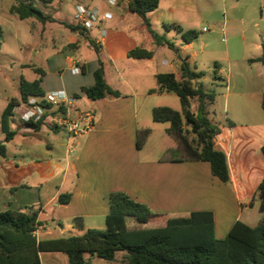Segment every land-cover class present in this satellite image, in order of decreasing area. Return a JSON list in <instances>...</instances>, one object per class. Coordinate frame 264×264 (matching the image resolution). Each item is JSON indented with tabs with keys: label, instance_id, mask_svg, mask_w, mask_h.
I'll use <instances>...</instances> for the list:
<instances>
[{
	"label": "crops",
	"instance_id": "obj_1",
	"mask_svg": "<svg viewBox=\"0 0 264 264\" xmlns=\"http://www.w3.org/2000/svg\"><path fill=\"white\" fill-rule=\"evenodd\" d=\"M190 1L195 0H165L168 6L163 8L162 0H160L159 7L148 13L151 29L173 42L179 49V55L171 48L168 54L163 52V49L168 46L156 44L142 18L129 10V0H118L115 4L112 3L116 17L112 20L100 21L95 34L91 29H88L86 34L70 29L73 33L69 36L68 43L63 44L61 51L53 56V59L55 57L57 60L55 59L49 67L40 68L43 71L41 85L45 94L63 90L66 94L75 96L76 105L93 111L94 127L90 132L70 135L52 126L47 118L41 123L39 130H34L21 121L20 109L16 110L11 123V129L15 130L16 134L11 141H14L18 134L23 135V140L20 147L13 151L10 145L6 144V155H0V211L13 210L26 213L37 211L38 219L42 222L35 231V235L38 232L39 240L51 238L43 236L53 234L51 225L59 227L61 233L70 231V228H78L74 222L77 217H82L84 230L106 229L107 215L110 212L109 195L120 190L136 201L146 204L158 214L147 223H139L128 217L126 221L129 229L163 227L167 225L169 218L187 217L194 211H211L214 215L215 236L224 238L233 223L244 216V206L259 211V191L251 185L253 168L248 166L249 155L246 153V146L238 151L239 146L236 143L239 139L243 143L247 142L251 134L235 122L248 119L247 114L256 105H260L263 109L264 62L260 59L264 57V39L261 43L254 42L255 47L262 49L261 53L245 55L242 59L245 64L237 71L230 66V60L226 73L219 64L215 63L214 84L220 81L225 83L227 88L226 93H221L224 97L223 109L227 123L219 125L221 132L215 136L214 142L216 147L223 150L227 156L230 181L222 186V191L226 199L235 206L236 211L230 224L226 228L221 227V235L218 234L216 190L210 195L214 200L212 205L195 207L186 199L194 181L199 185H205L201 178H209L216 187V176L212 174L210 163L207 161L188 159L174 161L171 156L163 155L135 166L143 171L140 177L133 180L132 187L122 188L119 185L124 172L121 152L125 139L124 135H114L115 130L131 127L133 118L150 97L173 93L160 88L157 74L175 73L179 77L180 55L194 70H199L196 65L194 67L192 65L196 54L189 51L198 36L190 42H185L177 29L169 27L171 24H176L186 31L195 30L197 26L195 20L186 21L174 15L177 9L182 12L193 9L194 2ZM159 22L166 33L163 31L160 33L154 28L155 23ZM78 23L80 24L78 19L74 23L71 22V24ZM255 25L259 27L258 22ZM103 30H106L105 36H102ZM174 31L177 34H173ZM222 31L225 33L224 28ZM89 38L101 47L100 54L98 56L97 53L94 58L85 60L77 55V47L86 45L93 48ZM135 48L151 50L153 55L150 58L129 57L128 53ZM99 57L104 63L107 83L119 90L122 95L119 97L108 95L88 104L81 98L87 97L82 88L94 84V72L99 67ZM76 58L83 61V71L80 74H73L71 71L72 61ZM58 68H61L60 71ZM79 98L82 103H79ZM216 99L217 96L213 101H206L207 116L215 124ZM196 100L193 99V101ZM196 105L198 106V102ZM190 109L195 112L191 106ZM98 111L101 112V116L96 121ZM114 121L117 122V126L109 125ZM141 127L140 122H137L129 129L130 141L133 138L138 140ZM39 137H47V140L38 143ZM260 139L262 141L256 151L257 160L260 161L257 167L262 170L258 187L264 178V156L261 152V147L264 145V133ZM11 141L7 143L10 144ZM105 146L115 148L111 156L112 160L100 159ZM190 172L194 177H189ZM201 174L204 177H201ZM43 187L45 193L43 190L41 196L40 190ZM64 193L71 195L68 203L59 202L60 195ZM201 194L204 195V193ZM48 208L52 212V224L43 219L42 214ZM248 216L250 218V215ZM260 220L258 219L256 223L254 221L245 223L256 226ZM94 257L88 254L87 264H92ZM63 258L66 261L64 264H68L67 255ZM124 258L126 259V252L118 251L115 259L110 262L125 264L122 261Z\"/></svg>",
	"mask_w": 264,
	"mask_h": 264
},
{
	"label": "trees",
	"instance_id": "obj_2",
	"mask_svg": "<svg viewBox=\"0 0 264 264\" xmlns=\"http://www.w3.org/2000/svg\"><path fill=\"white\" fill-rule=\"evenodd\" d=\"M52 3L54 0H39ZM160 0H129L128 8L138 14L157 45H167L179 55V49L173 42L155 33L150 27L148 13L159 7ZM20 19L34 17L41 22L56 21L45 14L40 8L24 0H17L11 8ZM72 31L86 34L88 28L79 24L61 22ZM169 27L177 29L185 42H190L198 36L195 30H184L180 25L171 24ZM2 30L0 28V39ZM90 45L98 56L100 47L89 38ZM153 51L144 48L132 49L128 56L131 58H150ZM180 74L159 73L157 81L161 89L177 94L182 103L183 111L171 107H156L153 118L156 121H168V132L180 139L185 156H178L179 148L170 149L171 159L201 160L210 163L214 176L222 182L230 181V172L226 153L217 148L215 136L221 132L219 124L213 123L207 116L206 101H213L214 91H207L203 84L194 82L204 76L203 71L194 70L189 62L180 55ZM264 62V57L261 58ZM42 74L43 71L38 68ZM93 85L83 87L86 96L92 100L101 99L108 95L121 96L119 90L110 86L105 79L104 63L99 57V67L94 72ZM42 77L29 81L21 78V101H9L1 115L4 141H0V155H6V143L16 134L11 129V118L15 115V108L32 95H44ZM197 99V110L190 109L191 100ZM264 109V99L262 102ZM42 121H30L26 125L39 130ZM148 130H142L138 135L137 145L141 147L143 138ZM188 134H193L192 139ZM264 156V145L261 147ZM260 198L259 211L262 218L258 225L251 226L241 220L233 223L224 238H217L214 229V215L211 211H194L187 217L169 218L163 227L129 229L127 218L131 217L139 223H147L156 218L146 204L133 199L122 191L110 193V212L107 215V228H89L81 235L39 240L35 235L37 227L42 223L38 219V212L0 211V264H42L41 252H62L68 257V264H87L86 254L97 256L107 261L115 259L116 252L125 251L127 264H264V178L258 187ZM69 193L61 194L60 203H68ZM75 225L84 228L82 217L74 220Z\"/></svg>",
	"mask_w": 264,
	"mask_h": 264
},
{
	"label": "rangeland",
	"instance_id": "obj_3",
	"mask_svg": "<svg viewBox=\"0 0 264 264\" xmlns=\"http://www.w3.org/2000/svg\"><path fill=\"white\" fill-rule=\"evenodd\" d=\"M24 1L32 3L45 14L53 16L56 21L41 22L34 17L20 19L18 14L13 13L11 10L17 0H0V28L2 30V38L0 39V141L5 139L1 115L9 101L12 99L21 101V78L24 77L29 81L40 79L43 76L38 71V68L49 67L53 61L55 62V59L57 60L55 57L53 59V56L58 51H61L63 44L68 43L69 36L73 33L61 22L74 23L77 20L76 5L80 4L91 9H98L100 21L105 19L112 20L113 17H116L115 9L110 0H54L52 3H44L39 0ZM190 2H194L192 3L194 5L193 9L184 10V12L177 9L174 15L176 18H182L186 21L195 20L197 22L195 30L198 33V38L194 41L192 48L189 49L191 53L196 54L192 65L193 67L196 65L199 69L198 71L204 72L201 81L198 80L203 84L204 88L207 91H216V123L225 125L227 122L223 109L224 97L221 93H226L227 88L225 83L220 81L214 84L215 63L219 64L226 73L231 61L230 66L237 71L245 64V61L242 60L245 55L261 53L262 49H258L254 45L257 42H263L262 39H264V0H195ZM161 3L163 8L168 6V2H165V0H162ZM169 17L171 16L169 15ZM257 22L259 27L255 25ZM97 25L89 28L94 31V34L95 32L97 33ZM154 28L160 33L162 31L165 32L160 22L155 23ZM223 28L225 33L222 31ZM175 33L174 31L173 34ZM169 51V47L163 49L165 54H168ZM96 54L97 52L94 48L86 45L77 47V55L82 56L85 60L94 58ZM59 69L61 68H58V71H60ZM57 78L59 79V77ZM81 98L88 104L94 102V100L85 96ZM81 98H79V103H82ZM197 102V100H191V108L195 111L197 110ZM23 105L25 104L22 103L19 106L23 107ZM163 106L171 107L180 112L183 110L181 99L175 93L150 97L139 110L137 116L133 118L131 127H126L124 130H115L114 135H124L125 139L121 152L124 172L119 183L122 188L132 187L134 185L133 180L141 176L143 170H138L140 168L135 167L137 164H144V161L148 162L150 159L162 157L163 155L171 156L169 148H175L176 146L180 150L176 155L185 156L180 139L175 134L168 132L170 123L168 121H156L153 118V109ZM21 108H19L20 111ZM96 114L97 121L101 116V112L98 111ZM247 116L249 117L248 119L236 121L235 123L246 128L251 137L247 142L243 143L239 139L236 143L239 146L238 151H241L246 146V153L249 155L248 166L253 168L250 181L251 185L257 190L262 170L257 167L260 161L257 160L256 151L262 141L260 136L264 133V111L260 105H256ZM13 118H11L10 123H13ZM137 122H140L142 126L139 134L142 130H148V133L143 138L141 147H138L136 139L133 138L130 141L128 135L129 129L135 126ZM105 125L108 124L105 123ZM109 125L117 126L118 124L114 121L110 122ZM193 137V134H188L189 139ZM38 139V143L45 142L47 137H39ZM22 140L23 135L18 134L14 141L6 144L10 145L13 151L20 147ZM114 151V147L105 146L100 159L103 161L112 160L111 156ZM190 173L189 177H194L192 172ZM200 176L204 177L203 174ZM201 179L204 180L205 185L204 183V186L199 185L194 181L186 199L190 205L195 207L212 205L214 200L210 195L216 190L215 203L219 225L218 234L221 235V227L226 228L235 215V206L226 199L222 191V186L226 183L216 177L215 187L209 178ZM196 180L198 181V179ZM43 190L45 193L44 187L40 190L41 196L43 195ZM201 193H204V195ZM208 195L209 198H207ZM51 214V210L49 208L46 209L42 214L43 219L51 223V217H53ZM243 215L241 221L249 223L250 221L256 223L258 219L262 218L260 211L251 209L248 206H244ZM248 215H250V218ZM51 226L53 234L51 236L44 234V237L57 238L72 234L81 235L86 231L84 228L76 227L61 233L59 227ZM37 234L38 232H36V236ZM218 238H221V236H218ZM63 256L66 257V254L59 252L41 253L43 264H64L66 261ZM92 261V264H116L97 256ZM122 261L127 264V259L124 258Z\"/></svg>",
	"mask_w": 264,
	"mask_h": 264
},
{
	"label": "built area",
	"instance_id": "obj_4",
	"mask_svg": "<svg viewBox=\"0 0 264 264\" xmlns=\"http://www.w3.org/2000/svg\"><path fill=\"white\" fill-rule=\"evenodd\" d=\"M115 4L118 0H110ZM76 17L86 28H92L100 23L96 9L76 6ZM106 30L102 31V36ZM71 71L80 74L83 71V61L76 58L72 61ZM76 97L66 94L63 90L52 91L44 95H32L21 108L20 119L24 123L50 120L52 126L66 131L70 135H79L90 132L94 127V113L92 110L75 104Z\"/></svg>",
	"mask_w": 264,
	"mask_h": 264
}]
</instances>
